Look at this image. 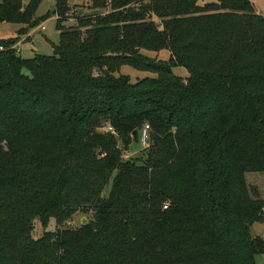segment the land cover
Segmentation results:
<instances>
[{
  "label": "trees",
  "instance_id": "16d2710c",
  "mask_svg": "<svg viewBox=\"0 0 264 264\" xmlns=\"http://www.w3.org/2000/svg\"><path fill=\"white\" fill-rule=\"evenodd\" d=\"M70 1L54 0L52 56L0 40V264H256L264 17L250 0H86L98 13L64 28ZM40 2L2 0L0 22L36 26ZM145 128V158L124 161Z\"/></svg>",
  "mask_w": 264,
  "mask_h": 264
},
{
  "label": "rangeland",
  "instance_id": "374dc122",
  "mask_svg": "<svg viewBox=\"0 0 264 264\" xmlns=\"http://www.w3.org/2000/svg\"><path fill=\"white\" fill-rule=\"evenodd\" d=\"M2 0H0L1 2ZM86 0H71L70 1V18L63 24L64 28L74 27L76 25V17L98 13L91 10L86 6ZM212 0H200L199 4L203 5L210 3ZM25 4L28 0H23ZM253 10L256 14L264 17V0H250ZM54 0H41L40 4L36 8L33 14V20H37L36 26L20 25L8 22H0V40L16 39L13 49L17 50V43L19 42V50L17 54L22 60L32 59L35 56H52L54 54V46L58 44V32L56 30V17L54 16ZM155 23L158 21L155 20ZM30 23V22H29ZM43 28V29H41ZM150 58H157L161 61H167L169 54L167 51H161L159 53L147 54ZM23 74L29 75L27 69L22 70ZM172 73L176 77L185 79L189 76L187 70L182 67H175L172 69ZM120 75L128 76L131 83L136 82L144 78H156V75L150 72L138 71L134 68L125 65L119 70ZM110 131V128L105 129ZM147 140L144 132L138 135L137 140L133 143L127 151L122 153L124 161H138L143 160L146 154ZM246 183L249 188V192L256 197L264 199V173H249L246 174ZM112 187V182L109 183L103 196L107 197ZM92 214L74 215L70 220L64 222L60 229H77L82 226V220H85V224L91 219ZM56 229L53 219L49 220L46 231H54ZM44 229L38 218L33 221V231L31 236L33 239L41 237ZM251 232L253 235L264 236V223L255 224ZM256 264H264V254L255 256Z\"/></svg>",
  "mask_w": 264,
  "mask_h": 264
},
{
  "label": "built area",
  "instance_id": "2783aa9c",
  "mask_svg": "<svg viewBox=\"0 0 264 264\" xmlns=\"http://www.w3.org/2000/svg\"><path fill=\"white\" fill-rule=\"evenodd\" d=\"M41 29H43V28H41ZM0 50H2V48H0ZM15 51H16V53H18L19 51L18 50H16L15 49ZM111 130V129H110ZM144 132V134H145V136H146V128H145V130L143 131ZM146 139H147V136H146Z\"/></svg>",
  "mask_w": 264,
  "mask_h": 264
},
{
  "label": "crops",
  "instance_id": "0c3cea01",
  "mask_svg": "<svg viewBox=\"0 0 264 264\" xmlns=\"http://www.w3.org/2000/svg\"><path fill=\"white\" fill-rule=\"evenodd\" d=\"M19 44H20V43L18 42L16 47H17V50H18L19 53H20V50H19V48H18Z\"/></svg>",
  "mask_w": 264,
  "mask_h": 264
},
{
  "label": "water",
  "instance_id": "95a60500",
  "mask_svg": "<svg viewBox=\"0 0 264 264\" xmlns=\"http://www.w3.org/2000/svg\"><path fill=\"white\" fill-rule=\"evenodd\" d=\"M81 223H82V225L85 224V220L83 219Z\"/></svg>",
  "mask_w": 264,
  "mask_h": 264
}]
</instances>
